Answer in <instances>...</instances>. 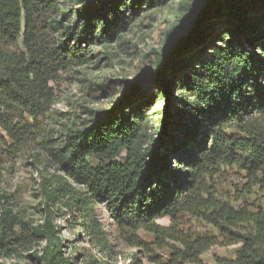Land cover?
Listing matches in <instances>:
<instances>
[{
    "label": "trees",
    "instance_id": "trees-1",
    "mask_svg": "<svg viewBox=\"0 0 264 264\" xmlns=\"http://www.w3.org/2000/svg\"><path fill=\"white\" fill-rule=\"evenodd\" d=\"M226 1L223 6L219 0H201L184 35L165 47L160 66L126 86L110 109L94 112L87 123L68 128L58 141L44 136V149L62 174L42 179L44 222L35 231L45 244L35 252L39 264H68L52 208L63 198L96 240L103 232L89 213L94 200L103 199L115 210L117 224L130 231L133 246H146L137 236L144 231L168 249V258L157 264H206L200 256L216 244L239 246L233 258L216 256L215 264H264V48L258 54L248 49L254 40L248 31L255 32L264 22V0ZM166 2L78 0L74 17L60 26L57 0H0L3 153L21 152L37 140L41 119L57 101L50 82L59 71L86 62V50L95 43L107 46L116 40L128 25L125 4L136 12ZM220 14L237 27L235 38L214 48L197 70L187 71L203 51L188 62L178 60L179 55L203 40L206 23ZM141 80L158 89L146 101L137 102L145 94L138 92ZM173 87L179 89L180 99L179 109L172 114ZM158 91L165 108L159 132L148 142L144 110ZM171 118L176 121L167 129L165 123ZM224 169L239 174L245 192L257 187L263 205L251 207L243 200L235 207L214 196L213 177ZM3 198L1 194L0 258L22 245L23 238L16 232L21 221ZM183 213L211 224L222 240L193 237L178 229ZM163 217L170 226L157 222Z\"/></svg>",
    "mask_w": 264,
    "mask_h": 264
},
{
    "label": "rangeland",
    "instance_id": "rangeland-1",
    "mask_svg": "<svg viewBox=\"0 0 264 264\" xmlns=\"http://www.w3.org/2000/svg\"><path fill=\"white\" fill-rule=\"evenodd\" d=\"M77 1L57 0L55 10L59 17L56 20L60 22V26L74 17ZM219 1L223 6L227 3L226 0ZM125 7L128 25L115 41L107 46L95 43L86 50V62L73 64L59 71L50 82L57 101L41 119L40 134L29 148L15 154H4L1 139L4 132L0 129V195H4V205L20 219L21 224L16 232L23 235L22 245L2 253L0 261L6 264H39L35 252H40L45 244V239L35 231L44 222L45 201L41 183L43 178L50 180L62 172L47 155L42 142L44 136L49 135L58 141L68 128L79 127L87 123L94 112L114 106L126 86L131 87L138 77L148 76L160 66L165 47L174 37L184 35L195 12L201 7V0H167L163 5L136 12H131L128 4ZM63 11L66 13L63 14ZM206 25L208 28L203 29V40L192 43L190 49L178 57V60L188 62L195 53L203 51L201 58L189 65V72L197 70L200 61L214 48L227 45L235 38L238 30L224 21L221 14L212 16ZM248 33L254 37L253 45L248 46V49L258 54L264 48V22L261 21L255 32L250 30ZM165 73L168 76L172 74L170 67L165 68ZM138 83V92L143 90L145 94L137 98V102L146 101L148 95L158 89L152 83H143L142 80ZM171 97L169 111L173 114L179 109L178 88L173 87ZM164 108V97L158 91L144 110L148 115V142H152L159 132ZM171 121L176 120L168 119L165 123L167 129ZM242 181L234 169H224L221 174L213 177L211 191L214 196L235 207L241 205L243 200L251 207L263 205L262 192L257 187L245 192L241 188ZM72 186L79 188L76 184ZM66 199L55 202L52 208L62 256L68 259V264H157V260L168 258V249L159 247L150 233L138 231L137 236L146 246H133L128 239L130 231L117 224L115 210L103 199H95L89 213L94 225L103 232L96 240L85 231L80 214L65 206ZM157 222L170 226L167 217L158 219ZM178 223V229L193 237L215 236L222 240L215 227L187 213L179 216ZM238 246L216 244L203 251L200 257L206 264H215L216 256L233 258Z\"/></svg>",
    "mask_w": 264,
    "mask_h": 264
}]
</instances>
